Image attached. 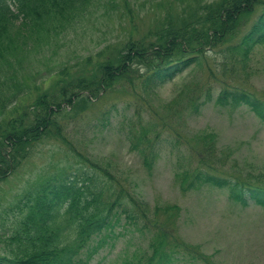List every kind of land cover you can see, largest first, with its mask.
Returning <instances> with one entry per match:
<instances>
[{
	"label": "trees",
	"instance_id": "trees-1",
	"mask_svg": "<svg viewBox=\"0 0 264 264\" xmlns=\"http://www.w3.org/2000/svg\"><path fill=\"white\" fill-rule=\"evenodd\" d=\"M144 1L0 0V187L39 144L54 140L68 147L67 158L0 201V264H90L99 248L121 234H115L121 224L148 238L147 250L128 264H169L178 253L211 264L182 241L177 205L152 216L137 180L120 175L113 162L71 147L60 118L77 117L92 98L115 90L132 94L122 105L132 115L121 125L145 169L154 170L169 138L177 146L174 178L181 189L217 186L243 206L249 197L264 207V171L240 173L234 164L221 170L214 162V134L179 133L202 97L153 102L158 88L178 73L206 67L217 81L221 67L217 101L246 103L264 120V100L240 90L264 44V0H147V11L155 9L148 30L140 23L150 13L132 8V2L146 6ZM117 17L126 19L127 26L119 24L126 31L122 39L99 41L85 54L73 47L90 29L110 27ZM204 97L210 100L211 90ZM112 116L110 108L90 122L107 125Z\"/></svg>",
	"mask_w": 264,
	"mask_h": 264
},
{
	"label": "rangeland",
	"instance_id": "rangeland-1",
	"mask_svg": "<svg viewBox=\"0 0 264 264\" xmlns=\"http://www.w3.org/2000/svg\"><path fill=\"white\" fill-rule=\"evenodd\" d=\"M140 2H132L135 13L140 11L142 14L140 8L147 11L152 7V2L145 0L148 3L146 6ZM183 7L184 4L179 3V8ZM153 11L154 8L147 11L150 13L147 17L146 12L143 13L144 20L140 24L145 26V30L155 25ZM119 24L127 26L126 19L120 21L117 17L109 24L110 27L90 29L85 37H80L81 42L73 47L85 54L95 51L99 41L104 42L107 38L122 39L126 31ZM211 56L219 58L218 62L221 60L220 56ZM251 64L250 77L243 80L240 90L245 89L253 97L264 100V44L257 48ZM216 71L217 81L206 67L201 69L197 66L179 73L174 80L158 88L153 102L156 106H162L166 101L178 99L184 104L188 98L202 97L198 112L185 116L186 126L177 127L179 133L182 136H188L189 133L191 136L196 133L209 136L214 134L212 140L217 155L214 162L221 170L234 164L240 173L264 171V120L246 103L235 106L224 100L219 103L216 101L222 88L220 80L223 79L221 67ZM210 90L213 99H205V94ZM131 100L130 92L115 90L102 98H92L90 107L81 111L77 117L62 116L60 123L63 128L68 126L65 135L70 139L71 147L97 160L113 162L120 175L137 180L138 191L149 202L148 211L152 216L155 215L154 210L162 212L166 205H177L180 208L177 228L182 241L207 255L211 264H264V208L253 201L242 207L229 199L226 191L212 186L189 191L181 189L174 178L178 160L177 146L169 138L161 144L154 170L145 169L139 155L131 151L126 131L121 125L124 116L132 115V110L122 107L123 102ZM115 104L120 106L119 112L113 108ZM110 108L113 116L107 126H95L90 122ZM67 149L66 145L54 140L39 144L32 157L24 162L8 182L1 184L0 201L22 188L26 179L35 176L48 164L67 158ZM122 226L117 225L115 234H121L99 248L90 264H128L127 261L139 250H147L146 236L131 229L125 231ZM169 264L207 263L178 253L172 256Z\"/></svg>",
	"mask_w": 264,
	"mask_h": 264
}]
</instances>
